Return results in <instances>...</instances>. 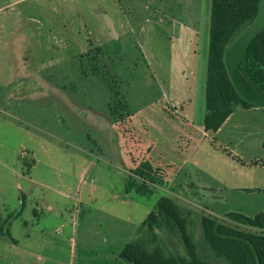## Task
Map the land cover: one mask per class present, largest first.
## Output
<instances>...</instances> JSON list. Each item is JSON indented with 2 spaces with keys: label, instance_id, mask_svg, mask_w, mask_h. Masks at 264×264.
I'll list each match as a JSON object with an SVG mask.
<instances>
[{
  "label": "rangeland",
  "instance_id": "obj_1",
  "mask_svg": "<svg viewBox=\"0 0 264 264\" xmlns=\"http://www.w3.org/2000/svg\"><path fill=\"white\" fill-rule=\"evenodd\" d=\"M210 3L0 0V217L24 204L10 229L17 246L0 240L1 264H75L71 245L79 264H117L158 199L189 207L183 193L200 206H190V230L205 252L201 217L223 214L203 209L218 211L201 186L229 157L203 130ZM96 48L100 77L89 62ZM236 149L239 165L264 160L260 147ZM145 161L166 176L148 196L131 174ZM129 180L137 186L126 193Z\"/></svg>",
  "mask_w": 264,
  "mask_h": 264
},
{
  "label": "trees",
  "instance_id": "obj_2",
  "mask_svg": "<svg viewBox=\"0 0 264 264\" xmlns=\"http://www.w3.org/2000/svg\"><path fill=\"white\" fill-rule=\"evenodd\" d=\"M259 0H211L209 43L206 62L205 113L203 130L212 135L237 108H257L243 101L234 91L223 65L222 55L232 41L256 16ZM90 57L91 72L100 77L98 58L101 49L96 48ZM96 63V65H94ZM241 74L258 90L264 92V31L250 44L240 64ZM118 97L119 94L115 93ZM118 110L127 108L118 101ZM112 117L119 120L122 115L111 109ZM229 157L236 156L224 149ZM243 165H263L264 160L245 162ZM131 174L140 179L142 185L136 192L148 196L149 186H163L165 173L142 162ZM137 184L128 181L125 192L129 193ZM21 208L5 218L0 217V239L9 237V223L20 214ZM193 210L181 205L170 196H161L140 224L137 236L125 243L117 260L127 264H264V212L253 217L239 212H230L219 218L212 214L201 217V228L205 252H200L191 227ZM169 234L181 244L184 254L169 251L160 234ZM1 264V263H0Z\"/></svg>",
  "mask_w": 264,
  "mask_h": 264
},
{
  "label": "crops",
  "instance_id": "obj_3",
  "mask_svg": "<svg viewBox=\"0 0 264 264\" xmlns=\"http://www.w3.org/2000/svg\"><path fill=\"white\" fill-rule=\"evenodd\" d=\"M213 136L217 137L220 140L219 142L226 149L229 148L231 153L235 151L236 154V148L238 147L242 149H248L249 147H260L264 149V108H237ZM217 164L219 170L217 174L214 175L215 179L213 182L205 180L206 183H202L203 185L201 188L204 194L215 198L214 201L217 202L214 203V205L218 211L215 209L208 210V207H201L207 212H220L223 215L230 212H239L248 217H253L258 213L264 212V166L254 165L249 168L237 164L225 155L219 157ZM251 171L252 173H250ZM257 173H260L261 177L259 183L255 178ZM207 175L211 176L212 174ZM182 195L185 198L184 201L191 207H200L198 201L192 200L185 193ZM18 210L19 209H16L14 212ZM23 211L24 208H22L20 214L9 223V237H3L8 248H11L13 245L17 246L18 244V240L11 235L10 229L14 225L13 222L20 218ZM20 225L24 227V238L29 239L31 231H29L28 228L31 229L32 224L28 223V221H23ZM40 235L43 238L47 236L44 231H40ZM70 247L71 248L68 249L70 253L69 259H74L75 264H79V262H76L79 261L77 260L78 254L75 253L77 248L73 249L72 245ZM118 253L119 251L113 254L115 256L114 262L121 264L122 261H118L116 258ZM109 261L113 262V259L110 257Z\"/></svg>",
  "mask_w": 264,
  "mask_h": 264
},
{
  "label": "water",
  "instance_id": "obj_4",
  "mask_svg": "<svg viewBox=\"0 0 264 264\" xmlns=\"http://www.w3.org/2000/svg\"><path fill=\"white\" fill-rule=\"evenodd\" d=\"M262 31H264V0H259L253 21L227 44L222 55L223 65L234 91L243 101L257 108H264V92L245 79L241 74L240 64L252 41Z\"/></svg>",
  "mask_w": 264,
  "mask_h": 264
}]
</instances>
